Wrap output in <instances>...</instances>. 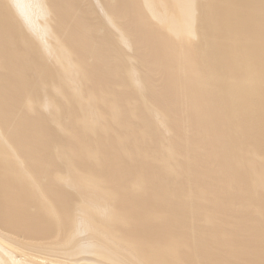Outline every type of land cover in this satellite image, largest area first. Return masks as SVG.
Returning <instances> with one entry per match:
<instances>
[{
  "label": "bare ground",
  "instance_id": "obj_1",
  "mask_svg": "<svg viewBox=\"0 0 264 264\" xmlns=\"http://www.w3.org/2000/svg\"><path fill=\"white\" fill-rule=\"evenodd\" d=\"M81 1L0 0V264H264V234L250 237L264 233V0H86L99 23ZM105 25L116 42L97 41ZM184 158L213 166L186 171L179 194L164 177Z\"/></svg>",
  "mask_w": 264,
  "mask_h": 264
},
{
  "label": "rangeland",
  "instance_id": "obj_2",
  "mask_svg": "<svg viewBox=\"0 0 264 264\" xmlns=\"http://www.w3.org/2000/svg\"><path fill=\"white\" fill-rule=\"evenodd\" d=\"M60 8H62L61 6H59V9ZM92 8H93V10H92ZM79 9L80 10H83V11H86V10H90V11H92L91 13V15H89L90 16V19H91V21L92 22H95V23H99V21H98V13L100 12V10H99V8L97 7V8H95V7H89L88 6V3H87V1L85 0H82L81 2H80V6H79ZM116 23L118 24V25H121V26H124V25H126V22L124 21V20H121V19H118L117 21H116ZM106 26V28L104 29L103 27H104V25H103V29H100L99 31V33L98 34H96V39H97V41H101V42H107V40H108V38H110V39H112V40H114L115 42H116V38H117V34L111 29V27H109L108 25H105ZM106 30V31H105ZM120 55H121V57L122 58H126L127 59V61L128 62H130V61H133L132 59H134V57H135V53H127L124 49L123 50H121V52H120ZM88 63L89 64H92V62H90V59H89V57H88ZM134 65H133V72L134 73H136L137 75H140V76H145V78H148L149 79V81L150 80H152V82L154 83V86L155 87H160L161 85H162V83H163V85H164V82H163V79H162V77H160V76H158V75H155V74H148V72H147V70L138 62V63H133ZM88 67H90L89 69L90 70H93V71H95L96 72V69L93 67V66H89L88 65ZM131 68V67H130ZM92 71V72H93ZM98 74L100 75V73L98 72ZM153 76V77H152ZM113 78V77H112ZM105 80V79H104ZM105 83H106V88H108V89H111V86L113 85L114 86V88H112L111 89V93H112V95H113V100H115L116 98H120V96L121 97H125V98H127V95H126V93L125 92H123L122 90H120V92H119V94H118V88H119V85L117 84V83H114L113 84V82L111 83H109L108 82V80L106 79V81H105ZM24 94H27V88H26V93H24ZM1 98H2V100L3 101H5V102H10L11 100H12V97L11 96H9L8 95V93H6V92H4V93H1ZM25 98V97H24ZM26 100V99H25ZM117 102V101H116ZM93 106L95 105L96 107H99V106H101L100 105V103H99V101H94L93 103ZM102 107V106H101ZM20 110H19V112H22V107L20 106V108H19ZM18 112V113H19ZM81 112H82V109L80 108V106H77L76 107V113H77V115H80L81 114ZM149 126H151V127H153L154 129H155V131H156V133H157V135L160 137V139H161V141L164 143V141H166V142H169V141H172L174 138L172 137V136H169V134H165V135H163V132L159 129V125L157 124V122H155L154 120H152L151 122H150V124H149ZM81 129H82V127L80 128L79 126H76V127H74L73 129H71L70 130V134H71V136H78L79 135V133L81 132ZM130 129H131V131L133 132V135H141V134H144V129H145V126H144V124L143 123H141L140 124V122H139V120L135 117V118H133L132 120H131V122H130ZM141 133V134H140ZM190 133H192V128H191V126L189 125V126H187V129H186V136L188 135V134H190ZM53 136L54 137H57V134H55V133H53ZM38 141L40 140V142L39 143H42V142H44V140L43 139H41V138H36ZM187 139H189V138H187ZM46 142V141H45ZM48 143V142H47ZM139 143H140V141H139ZM55 150H56V148H55ZM57 152V151H56ZM54 153H55V151H54ZM154 153V157L156 156V150H155V148H151V147H148L147 148V156H146V158L147 159H149V161L151 160V155ZM17 156H19V155H17ZM46 157H50V155H47ZM54 157V156H53ZM154 157H152V158H154ZM15 158V157H14ZM149 161L148 162H143V163H141L142 165H147L146 163H149ZM179 163H182L181 164V166H183L184 165V167H185V171H183V172H179V173H174V176L173 177H164L167 181H168V183L170 184V185H172V187L173 188H171V189H173V192L175 191V193H179L180 194V192H179V190H180V188H184V187H186V186H188L189 185V175H188V173H186V171H190L189 169H201V168H204V167H206L207 169H204V170H209V169H211V166H213L212 164H211V166L210 165H207V164H202L201 162H200V160L198 161V162H196V161H192V160H189V159H187V158H184V159H182L181 161H179ZM95 167V166H94ZM15 168L18 170V165L17 166H15ZM44 169V168H43ZM104 169H103V166L101 165V166H99L98 168H97V171H103ZM179 170H181L182 171V169H181V167L179 168ZM44 171V170H43ZM42 171V169H38V174H39V179H41V182H42V179H43V182H48V180L49 181H51V182H54L55 184H57V180L56 179H53L52 177H48V173H47V175L45 174V172H43ZM227 177H228V173H224V174H222L221 175V178H222V181L224 182V183H226V179H227ZM220 178V177H219ZM222 182V183H223ZM57 185H60L59 187L61 188V187H64L63 185H62V183H59V184H57ZM226 185V184H225ZM61 189H63V188H61ZM223 189H224V187H223ZM227 185H226V187H225V191L227 192V194H228V191H229V188L227 189ZM196 193H200L201 195H202V193H203V191H202V189H198V188H194L193 189ZM255 192V191H254ZM146 193H147V197L149 198V200L152 202H154V203H156V202H158V199H157V195H156V193H154L153 194V192H152V190H150V189H148L147 191H146ZM71 194V193H70ZM224 194V197H221V198H225L227 195L225 194V193H223ZM72 195V197L73 198H71L70 197V199H76L77 198V196L75 195V194H71ZM32 197V196H31ZM80 201H82L81 199H80ZM83 202H85V199H83ZM231 202H234V201H232L231 199H229V200H227V203L230 205V203ZM25 204V203H24ZM242 208V206L237 202L236 203V205H234L233 207H231V209L232 210H234V211H239L240 209ZM239 209V210H238ZM184 212L186 213V215L188 216V218H189V220H193V222L195 223V224H197V225H199L200 227H201V229H202V231L204 232V235H207V236H209V235H212V236H215V235H217L218 234V231H219V229H217V225H218V223H220L219 222V220H216L215 218H213V217H211V215L207 218V217H205V214H204V212H202L200 209H198V208H196V205H189V206H186L185 208H184ZM250 231V230H249ZM263 234L264 233H260L259 232V230H257V231H253V232H250V237L254 240V241H257L258 239H262V237H263ZM236 246H235V244L234 243H232V245L230 246V247H228V248H226V247H220L221 249V251H229V253L231 254V255H233L234 253H236V248H235ZM217 247L215 246V249H216Z\"/></svg>",
  "mask_w": 264,
  "mask_h": 264
}]
</instances>
